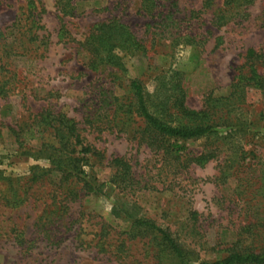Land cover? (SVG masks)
Returning a JSON list of instances; mask_svg holds the SVG:
<instances>
[{"label": "rangeland", "instance_id": "374dc122", "mask_svg": "<svg viewBox=\"0 0 264 264\" xmlns=\"http://www.w3.org/2000/svg\"><path fill=\"white\" fill-rule=\"evenodd\" d=\"M201 1L177 0L172 11L182 17L200 10ZM221 1L213 0L212 10L202 15L201 32L211 29V15ZM76 2L78 16L60 21L54 0H43L46 15L42 24L49 35L44 58L32 63L20 60L17 90L8 99H0V173L7 179L0 181V191L10 185L12 193L24 195V203L16 209L0 202V264H180L170 254L159 255L150 237L128 236L129 223L116 218L113 209L121 215L125 211L133 213L168 230L183 247L187 264L219 260L231 250L249 247L248 241L240 242L238 228L264 225V93L248 92L242 109L232 114L252 124L247 131L222 127L215 129L218 136L210 140L177 142L183 148L180 163L214 147L217 137H228L236 152L244 155L230 163L224 162L223 153L203 168L178 164L181 170L177 174L169 172L177 164L173 161L175 155L164 160L162 153L156 154L140 141L141 121L121 113L113 126L106 124L113 114L106 101L116 98L122 104L128 103L125 87L131 80L141 81L151 94L155 75L169 70L180 74L185 104L191 110H200L210 96L227 97L244 52L249 48L264 52L263 0L254 2L242 24L211 29V37L202 48L185 47L174 52L166 42L151 43L152 30L145 33L144 27L149 19L137 11L140 0ZM21 6L23 0H0V30L14 21ZM111 18L126 24L139 40L143 39L148 50L144 57L126 60L121 87L112 83L108 70H88L87 55L78 48L93 25ZM61 25L69 38L58 43ZM216 39L221 43L218 47ZM46 110L63 113L77 123L85 143L102 157L100 164L89 159L86 179L92 177L98 187L111 188H102L107 192L103 196H81L68 204L67 212L55 221L50 239L34 225L52 204L51 184L56 178L46 176L32 183L30 176L34 168H50L38 153L43 142L53 143V139L46 133L36 134L37 138L26 143V154L10 132ZM115 157L129 161L139 190L128 195L108 183L112 174L108 162ZM245 194L253 195V202L244 198ZM192 213H196L195 221ZM256 245L259 247H252Z\"/></svg>", "mask_w": 264, "mask_h": 264}, {"label": "trees", "instance_id": "16d2710c", "mask_svg": "<svg viewBox=\"0 0 264 264\" xmlns=\"http://www.w3.org/2000/svg\"><path fill=\"white\" fill-rule=\"evenodd\" d=\"M256 0H222L220 7L211 15L209 25L211 29H221L229 25H240L249 17L248 9ZM264 2V0H263ZM24 6L14 21L3 30H0V99L6 100L17 90L19 82L17 63L36 62L44 58L48 48L49 35L45 33L42 24L46 15L43 0H23ZM177 0H140L137 11L149 21L144 25L145 33H150L151 43L166 42L168 48L174 52L185 47L202 48L211 37V29L201 32L202 15L213 8V0H202L198 11H190L182 17L178 12L172 11ZM166 7V9H164ZM54 8L60 19L76 18V0H54ZM62 23V22H60ZM68 33L64 25L57 31L58 43L66 42ZM219 39L215 46L218 47ZM78 48L87 55V69L91 72L108 70L112 83L121 87V75L126 73L125 62L135 56H145L148 52L143 39H138L129 27L117 18L106 19L93 25ZM155 88L151 94L145 91L141 81L128 82L127 93L130 97L128 103H121L118 99L107 100L106 103L113 108L111 121L107 125H114L115 118L123 113L128 119H138L142 125L138 127L140 141L155 153H162L164 160L175 155L177 164L169 171L177 174L179 166L189 164L199 168L206 166L211 160L224 153V162L233 163L244 153H238L233 147L232 140L216 138L214 147L206 149L196 157L185 159L180 163L182 147L178 141L210 140L218 136L215 129L222 127H238L240 132L247 131L251 126L245 119H239L234 112H238L245 104L246 95L250 91L264 93V52L261 49L249 48L244 52L243 63L234 77L229 95L214 99L211 96L203 103L200 110H191L185 104V92L180 74L169 70L166 73H157L153 79ZM118 82V83H117ZM106 118L109 119L108 115ZM89 120V119H88ZM244 120V121H243ZM30 122V123H29ZM238 123V124H237ZM89 124V122H87ZM90 124H92L90 122ZM31 126L37 127L36 130ZM98 126L102 124L98 122ZM17 130H10L14 134L15 143L20 150H24L29 139H35L36 134H48L53 143L43 142L39 156L47 160L49 169L34 168L31 171L30 181L36 183L46 176H55L51 184L54 188L52 200L46 212L35 221V227L48 239L52 238L53 225L67 212L68 204L77 202L81 196H103L107 192L98 187L96 181L89 177L86 179L85 168L89 159L95 162L102 159L101 154L91 145H87L82 138L77 123L60 112L46 110L39 115L28 119V122L18 124ZM104 129V127H101ZM211 143V144H213ZM222 153L221 151L224 150ZM226 152V153H225ZM111 176L108 183L121 193L132 194L139 190L131 164L124 158L115 157L108 162ZM162 167V165H161ZM232 168V165L230 166ZM6 177L0 173V181ZM110 190L111 188H104ZM5 192V193H4ZM0 191V202L6 207L16 209L24 203V195L12 193L11 187ZM253 195L245 194L244 198L253 202ZM58 200V201H56ZM52 205L54 209L51 211ZM116 218L127 221V235L131 237L148 236L152 239L160 255H172L180 264L186 263V253L177 243L168 230L162 229L150 220L137 217L133 213L119 214L113 209ZM55 215V216H54ZM191 218L195 221L196 213ZM240 242H249L238 250H231L227 256L200 264H264V225L249 224L238 228ZM254 244H258L255 247Z\"/></svg>", "mask_w": 264, "mask_h": 264}]
</instances>
